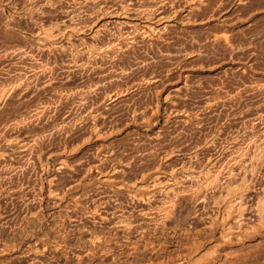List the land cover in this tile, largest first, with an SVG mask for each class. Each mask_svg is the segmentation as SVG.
I'll list each match as a JSON object with an SVG mask.
<instances>
[{
    "label": "rangeland",
    "instance_id": "374dc122",
    "mask_svg": "<svg viewBox=\"0 0 264 264\" xmlns=\"http://www.w3.org/2000/svg\"><path fill=\"white\" fill-rule=\"evenodd\" d=\"M74 1L75 0H0V80L2 81H0V86H7V88H11L16 86L15 84H19L21 82H19L21 76L18 75L19 71L20 73H23H21L23 76H21V79H27L26 82H28L27 84L25 81H23V83L21 82L23 85L22 87H19V90L17 89L18 91L8 92L4 95L5 97L0 95V157L2 156L0 158V246L2 247L5 243L12 245L17 241L15 244V250H8L7 252L0 254V264H165L161 263V261L163 260L162 262H165L167 259L172 257L175 258L178 253L189 255V244L193 241V236L196 238V235L197 239L194 238L195 240L202 241L204 239L205 241H202L203 247L201 246L199 250H197L198 252H196V254L194 253L195 256L197 254L200 255V250L201 253H203L204 249H208L206 247L211 246V243L214 244L215 242H219L220 237L218 235L219 231H215V235L218 237H213L212 242L210 241L211 239L206 240L205 238L209 237V233L202 232L203 228L202 226H199L200 224L194 226L189 223L193 221L192 217L195 213H197L196 211L200 206L199 198L198 200L191 199V202L188 199L187 202L185 195L182 196L180 193H174H177V197L180 196L178 198V207L180 208L177 209V212L179 214L181 213V217L184 213L188 214L186 219L188 221L180 222L178 225L171 224L173 226L172 227L168 221H166L167 224L166 222L163 223L162 218H159V216L156 217L154 216L155 214H152V211H154L153 207L159 203V200L162 202L166 199L165 196H167V194L163 191V187L165 186H158L155 188L154 191L156 192L154 195L151 193L148 196L151 198H146L145 202L142 203L139 202L134 204L135 201L131 198V200L128 201V193L131 191L132 193L142 192L141 189L143 188V185H146V181L150 182L151 176L156 173V171H160L163 168L165 176L169 177L167 182H172L176 179L175 182L178 186H181L185 184V182H189L187 180L193 179V176L197 175L191 172L199 171V169H204L207 165L211 164H214L213 166L216 164L221 167V173L223 176L226 175V171L228 172V170L232 168L237 171L238 168L240 172L235 171L238 173L236 176L237 180L242 182L243 179H246V186L248 187V185H250L249 188L254 186L256 193L259 192V190H257L258 185L255 184L256 180L264 182V141L262 142V140H264V0H247L243 3L239 0H226V2L222 1L224 3L223 6H227L226 10L222 9L224 7L221 6L220 9L223 11L219 9L217 11L215 10L216 12L214 11L213 13L214 18H204L202 21H199L200 19L196 18V21L191 24H183L178 18H176L177 20L174 18L171 21L172 29L167 34V36H170V40L167 38L168 42H166L167 40H163L164 42L159 41L160 43H140L141 45L138 44L136 48L134 47V50H128V54L127 52L123 53L124 58L122 57L115 60L117 62L112 61L115 64L110 61L101 63L96 60V62L93 61L87 65L82 64L84 61H80L78 63L75 62L76 64H74V62L70 63V60L73 59L72 55L77 50H80L81 47L84 48L85 45H89L87 48H93V45L96 46L95 44L91 45L84 43L85 45L79 46L78 43H75L74 45H70L68 47V51L65 53H62L59 50H51L50 53L44 54L42 52V45L37 42L38 36L36 31L39 29V31L52 29V26L55 24L51 25L52 22L60 24L65 14L64 7L68 4L73 5ZM44 5H48V7L45 8ZM228 5L230 7H228ZM227 14L229 17L225 16ZM32 24H34V26ZM223 28L226 29V31L231 32L229 40L230 43H232L233 51L231 49H225L223 46H220L221 44L217 43V41L213 39L215 34H219L224 31ZM74 33H71L73 34L71 35L73 36L72 38L77 37L78 35L77 32ZM56 42H58L57 39ZM78 46L80 48H76ZM162 47L170 51L181 50L182 53L187 52V54L184 53V56L180 55V57L176 56L174 58L161 56L159 54L164 51ZM5 48H8L7 51ZM20 48L27 52L26 54L28 56L26 55L24 59L11 58L10 60L9 57H4V53L8 52V50L16 51V49L18 50ZM153 52H155L156 55L158 53L157 58H155L156 55L154 54V56ZM142 56L143 58L144 56H147L148 59H146L147 57H145V59H141ZM4 58H7V60ZM140 60L143 61L140 62ZM33 63L34 65H39L41 63V66L48 65V67L44 66L47 70L45 69L43 76L40 75V77L38 76L39 78L32 76V69L34 66ZM70 64H73L74 68L72 67L69 69L68 67H65ZM82 66L84 67L82 68ZM97 66L101 70L104 68L110 74H113L114 77H112L114 79L112 77H110V79L105 76V78H107L110 82H107L108 80L105 78L104 80L101 79L102 82L101 80L99 81V77L97 76H100L99 72L101 70ZM61 68L63 70H61ZM91 68L94 70L99 69L97 70L98 73L96 74V70L94 73ZM111 68L113 71L110 70ZM114 68L117 71H115ZM121 68L123 69L121 70ZM37 69V72L39 73L40 68ZM104 69L102 71H104ZM147 77L149 78L148 81L146 80L148 79ZM152 78H158V80L153 82L154 84L150 83V79ZM95 79L98 81H96L97 86ZM44 81L46 84L42 83ZM105 81L106 84L104 85ZM93 83L95 84L93 85ZM102 83L103 85L101 86ZM93 86H95V90L93 89ZM83 87H85V92L83 91ZM136 87L139 89H136L138 93L133 90ZM119 88L121 90L127 89L128 91L126 90L125 93H127L124 96H120L117 99L118 101H112L109 98V96L113 94V92L111 93L112 89L118 90ZM128 88H130L131 91ZM105 91H107V94L110 92V94L107 95ZM8 94L9 96H6ZM106 97L108 99H105ZM79 98L82 100L84 98L85 100L82 101ZM119 99L121 100L119 101ZM44 104H48L49 106ZM90 105H92L91 108L89 107ZM46 106H48V108ZM171 108H173V110ZM134 109L136 110L135 113L133 112L135 111ZM89 110H93V112H90ZM137 110L139 113H137ZM43 111L45 112L42 113ZM94 111H97L96 114ZM173 111H176L177 113H174ZM33 114H36V116H33L32 118ZM148 115H151L152 117H149ZM179 117L180 119L189 117L188 120L186 119L189 125L187 123L182 126L177 124L175 121L178 120ZM169 120H174V123H169ZM195 120L197 122H195ZM255 121L257 124L254 123ZM247 124L250 125V127ZM236 126L239 127L237 128ZM94 128H96V130L92 131ZM202 136L204 139L201 138ZM195 139L196 141L193 142ZM246 144L250 146H247ZM246 149L249 151H245ZM165 153H169L170 157H165ZM103 154H105L106 157ZM250 154L253 158L251 163L254 165V169H256L255 172L253 167H251L253 171H248L250 168H246L245 166L242 170L241 164L234 166L235 168L233 167L232 161H234V159H238V156L239 158H242V155L244 156V159L248 157L251 158ZM257 154L259 155L257 156ZM261 155L262 157H259ZM106 159L107 161H105ZM205 159L207 161H205ZM101 160L102 162L100 163ZM209 162L212 163L209 164ZM92 164H99L97 166L104 172L100 175L98 173H86L87 168L93 167ZM123 164H125L124 167L126 170L118 173V176H116L119 177L120 181L127 183L128 186L131 185V188L129 187L128 189V187H124L119 189L117 188V182L107 183L102 180L104 176L106 177L111 175L112 169ZM192 165L195 166L196 170L192 167ZM229 165H232V168ZM246 165L248 166L249 163ZM140 168L142 169L140 170ZM155 168H157V170ZM16 169L17 171H15ZM178 170L180 171L181 176ZM141 172L144 173L142 174ZM251 172L254 174L252 175ZM190 175L192 176L191 178ZM137 176H140V178L142 176L143 177L139 180L140 178ZM135 178L138 180L135 181ZM170 178L173 180L169 181ZM75 181L78 188L75 184V188L77 189H70L68 187L70 186L69 182L74 184ZM102 185L103 187H101ZM138 185L139 187H137ZM137 188L141 191L138 192ZM150 189L151 188H148L147 191H152ZM254 189L248 190H252V193L255 192ZM112 191L115 194L118 192L117 198H119V203H122V207H119L120 209L116 211L118 213L121 212V215H116L117 212L115 211V214L109 215L108 218H110V221L106 220L104 223H102V221H97L100 220L98 219V215H95L92 218L90 207H94L92 206L94 204L100 209L102 206L104 208V203H102L103 201L100 202L99 200L100 198H104L108 193H112ZM80 192L83 196L80 195ZM103 193L106 194L102 197L101 195H104ZM57 195L61 196L62 199H60ZM79 195L80 197L82 196V198H79ZM163 197H165V199H163ZM96 198L99 199L97 200ZM79 201L80 203H78ZM250 201L251 203L255 202L254 199ZM129 203L130 205L132 204L131 206L138 204L141 206H151L150 208L152 210L150 212L152 213L145 210L141 211V213L139 209L136 210L137 208L134 210ZM248 203L251 204L249 200L246 203L247 207L249 205ZM247 207L244 209L246 212H244V216L241 218L242 222H239V225H235V228L233 227L234 230L232 228L229 231L230 235L233 234V236L231 235L232 238H230L231 236L229 237L231 242L227 243L226 239V242L222 244L221 247L219 246V249L218 247L215 248V251L217 252H215L216 254L214 253V256L217 255L222 248L226 249L227 247L238 246L239 243H241V240L242 243L249 242V238H247L243 231L245 227L244 220H246V218H243L248 216L247 214L250 213L247 212L249 210ZM191 209H193V211ZM99 212L103 213V211L101 212L100 210ZM149 215L153 216L150 217ZM189 215H192L191 218ZM72 216L73 218H76H74V222H71L70 224L69 219ZM158 218L160 222L158 221ZM30 220L34 222L32 223ZM4 222L5 224H3ZM125 224L128 225V227H126ZM167 225H169V227ZM257 225L255 228L257 230L254 231L256 233L258 232L257 234H259V237L262 236L259 238L261 240L258 245L259 247H253V251L250 249L251 251L249 252H251V254L249 255L237 256L234 264H264V220H261V222L257 223ZM201 234L204 236L202 239ZM17 245L19 246L17 247ZM28 245H30L31 248ZM36 246L39 249H37ZM32 247L37 249L36 252ZM26 249L27 251H25ZM1 250L2 249L0 248V251ZM247 250H249V248ZM22 251L23 253L26 252V255L23 254ZM38 251L40 252L38 253ZM41 251L45 253L42 254ZM81 252L82 254H80ZM77 254L81 255L79 261L75 258ZM194 255L191 254V256ZM17 256L18 259L21 258L19 261L16 258ZM35 256H40V258ZM214 256H212V259L210 257L207 260L208 263L202 262L201 264H212ZM32 257H35L37 260ZM30 258L35 260V262H32ZM38 260L40 262H37Z\"/></svg>",
    "mask_w": 264,
    "mask_h": 264
},
{
    "label": "bare ground",
    "instance_id": "6f19581e",
    "mask_svg": "<svg viewBox=\"0 0 264 264\" xmlns=\"http://www.w3.org/2000/svg\"><path fill=\"white\" fill-rule=\"evenodd\" d=\"M48 1V0H47ZM66 1V0H65ZM222 1H224V2H226V0H75L74 1V3H73V5L72 4H68L67 6H65L64 8V12H65V14H64V18L61 20V22H60V24H58L57 22H52V24L51 25H53L54 23L56 24H54L53 26H52V29H50V30H47L46 29V31L44 30V31H36L37 32V42L39 43V44H41L42 45V52L44 53V54H48V53H50V51L51 50H59L60 52H62V53H65L66 51H68V47L70 46V45H74L75 43H78L79 44V46H83V45H85L84 43H86V44H95L96 46H94L93 45V48H87V46H89V45H85V47L84 48H82L81 47V49L80 50H77L76 51V49H75V47H74V49H75V55L73 54L72 56H73V59L72 60H70V63L71 62H74V64H76L75 62H82V61H84L82 64L83 65H87L88 63H90V62H93V61H95L96 62V60H97V62L98 61H100L101 63H104V62H107V61H110V62H112V61H115V60H117V59H119V58H122L123 57V53H126L128 50L130 51V49H131V51H132V49L134 50L136 47H137V45L138 44H140V43H146V42H148V44H149V42H159V41H163V40H167V38H168V40H170L169 39V37L170 36H167V34H168V32H170L171 31V29H172V20L175 18H178L183 24H191L192 22H195L196 21V18H198V19H200L199 21H202L204 18H211V17H213V13H214V11L216 10H221L220 9V7L221 6H223V2ZM231 1V0H230ZM240 2H245V1H247V0H239ZM29 2V1H28ZM45 2V1H44ZM52 2V1H51ZM72 2V1H71ZM229 2V1H228ZM227 2V3H228ZM20 3V2H19ZM38 3V2H37ZM53 3V2H52ZM44 4V3H43ZM46 4H49V3H46ZM56 4H58V3H56ZM226 4V3H225ZM59 5V4H58ZM227 5V4H226ZM230 5V4H229ZM228 5V7H230ZM239 5H241V4H239ZM56 6V5H55ZM237 6V5H236ZM242 6V5H241ZM27 7V6H26ZM29 7V6H28ZM33 7V6H32ZM44 7L45 8H47L48 7V5L46 6V5H44ZM61 7V6H60ZM224 7V6H223ZM38 8V7H37ZM49 8H51V7H49ZM226 8H227V6L226 7H224V8H222V9H225L226 10ZM27 9V8H26ZM30 9H31V7H30ZM21 10V9H20ZM28 10V9H27ZM57 10H58V8H57ZM25 11V10H24ZM39 11V10H38ZM41 11V10H40ZM47 11V10H46ZM45 11V12H46ZM215 11V12H216ZM221 11H223V10H221ZM231 11V10H230ZM229 11V12H230ZM30 12V11H29ZM42 12V11H41ZM60 13V12H59ZM63 13V12H62ZM39 15V14H38ZM35 16V15H34ZM224 16V15H223ZM225 16H228L229 17V15L227 14V15H225ZM42 17V16H41ZM62 17V16H61ZM214 18V17H213ZM226 18V17H225ZM59 19V18H58ZM177 20V19H176ZM208 20V19H207ZM13 21V20H12ZM17 21V20H16ZM59 21V20H58ZM228 21V20H227ZM231 21V20H230ZM30 23V22H29ZM212 23V22H211ZM10 24H11V22H10ZM227 24V23H226ZM12 25V24H11ZM33 26H34V24H32ZM29 26V25H28ZM32 28V27H31ZM197 28V27H196ZM206 28V27H205ZM37 29V28H36ZM195 29V28H194ZM202 29V28H201ZM204 29V28H203ZM224 29V28H223ZM7 31V30H6ZM34 31V30H33ZM204 31V30H203ZM235 31V30H234ZM74 32H77L78 33V35H77V37H74V38H72L73 36H71V35H73V34H71V33H74ZM207 32H209V31H207ZM172 33V32H171ZM75 34V33H74ZM208 36V35H207ZM213 37V36H212ZM231 37V32H229V31H226V29H224V31H222L221 33H219V34H215L214 35V40H216L217 41V43H219V44H221L220 46H223L225 49H233V47H232V43H230V40H229V38ZM56 39L58 40V42H56ZM73 39V40H72ZM36 40V39H35ZM168 40L166 41V42H168ZM232 41V40H231ZM164 42V41H163ZM165 42V43H166ZM160 43V42H159ZM170 43V42H169ZM147 44V43H146ZM151 44V43H150ZM155 44V43H154ZM141 45V44H140ZM166 45V44H165ZM168 45V44H167ZM77 46V45H76ZM76 47V48H80V47ZM151 46V45H150ZM160 46V45H159ZM168 46H170V45H168ZM135 47V48H134ZM161 47V46H160ZM183 47V46H182ZM23 48V47H22ZM40 48V49H41ZM163 48V47H162ZM169 48V47H168ZM188 48V47H187ZM6 49V48H5ZM8 49V48H7ZM7 49H6V51H7ZM27 49V48H26ZM25 49V50H26ZM164 49V48H163ZM180 49V48H179ZM222 49V48H221ZM174 50V49H173ZM191 50V49H190ZM189 50V51H190ZM213 50V49H212ZM216 50V49H215ZM9 51H11V52H9ZM40 51V50H39ZM128 51V52H129ZM149 51V50H148ZM147 51V52H148ZM159 51V50H158ZM162 51V50H161ZM185 51V50H184ZM188 51V52H189ZM192 51V50H191ZM190 51V52H191ZM233 51V50H232ZM36 52V51H35ZM41 52V51H40ZM128 52H127V54H128ZM146 52V53H147ZM189 52V53H190ZM193 52H194V50H193ZM228 52V51H227ZM27 52H25L24 51V49H16V51H13V50H8V52H6V53H4L5 54V56L4 57H9L10 58V60H11V58H25V56L27 55L26 54ZM133 53V52H132ZM159 53H160V51H159ZM187 54V52H183L182 53V51L181 50H177V51H170V50H167V49H164V51H162L161 52V54H159V55H161V56H166V57H176V56H179L180 57V55H183V54ZM206 53V52H205ZM213 53V52H212ZM71 54V53H70ZM126 54V55H127ZM148 54V53H147ZM155 54V52H153V55ZM184 54V55H185ZM252 54V53H251ZM3 55V54H2ZM132 55V54H131ZM156 55V54H155ZM154 55V56H155ZM183 55V56H184ZM200 55V54H199ZM258 55V54H257ZM28 56V55H27ZM70 56V55H69ZM125 56V55H124ZM157 56H158V53H157V55H156V57L155 58H157ZM160 56V57H161ZM248 56H250V55H248ZM71 57V56H70ZM145 57H147V56H144V58H143V56H142V58L141 59H145ZM230 57V56H229ZM254 57V56H253ZM256 57V56H255ZM8 58V59H9ZM43 58V57H42ZM49 58V57H48ZM124 58V57H123ZM149 58H150V56H149ZM159 58V57H158ZM162 58V57H161ZM4 59H6L7 60V58H4ZM146 59H148V57L146 58ZM154 59V58H153ZM45 60V59H44ZM159 60V59H158ZM177 60V59H176ZM179 60V59H178ZM247 60V59H246ZM1 61V60H0ZM5 61V60H4ZM9 61V60H8ZM143 61V60H142ZM141 60H140V62H142ZM149 61V60H148ZM10 62V61H9ZM14 62V61H13ZM69 62V61H68ZM109 62V63H110ZM115 62H117V61H115ZM145 62H147V61H145ZM249 62V61H248ZM8 63V62H7ZM45 63V62H44ZM43 63V64H44ZM67 63V62H66ZM112 63H114V62H112ZM133 63V62H132ZM155 63V62H154ZM161 63V62H160ZM167 63V62H166ZM172 63V62H171ZM41 64V63H40ZM34 65V63H33V73H32V76L33 77H40V75H42L43 76V74H44V72H45V69L47 70V68H45L44 66H47L48 67V65ZM51 64V63H50ZM115 64V63H114ZM125 64V63H124ZM147 64V63H146ZM10 65V64H9ZM15 65V64H14ZM13 65V66H14ZM27 65V64H26ZM32 65V64H31ZM91 65V64H90ZM101 65V64H100ZM105 65H106V63H105ZM104 65V66H105ZM137 65H139V64H137ZM143 65H144V62H143ZM171 65V64H170ZM8 66V65H7ZM6 66V67H7ZM20 66V65H19ZM49 66H51V65H49ZM80 66H81V63H80ZM92 66V65H91ZM99 66V65H98ZM97 66V67H98ZM109 66V65H108ZM111 66V65H110ZM140 66V65H139ZM42 67V68H41ZM53 67V66H52ZM65 67H68L69 69L70 68H72L73 67V64H70V65H68V66H65ZM84 66H82V68H83ZM97 67H95V68H97ZM113 67V66H112ZM116 67V66H115ZM138 67V66H137ZM10 68H11V66H10ZM37 68H40L39 69V73L37 72L38 71V69ZM50 68V67H49ZM74 68V67H73ZM99 68V67H98ZM103 68V67H102ZM125 68V67H124ZM136 68V67H135ZM158 68V67H157ZM50 69H52V68H50ZM92 69V71L94 72L95 70L93 69V68H91ZM100 69V68H99ZM99 69H97V70H99ZM104 69V68H103ZM102 69V70H103ZM120 69V68H119ZM123 68H121V70H122ZM132 69H133V67H132ZM168 69V68H167ZM236 69H238V68H236ZM7 70V69H6ZM13 70V69H12ZM23 70V69H22ZM21 70V71H22ZM61 70H63L62 68H61ZM68 70V69H67ZM82 70V69H81ZM80 70V71H81ZM97 70H96V74L98 73L97 72ZM101 70V69H100ZM100 71L99 73H100V76H97V77H99V81L101 80V79H103L104 80V78H105V76L107 77V78H110V77H112L113 76V74H110L108 71H106V69H104V71H105V73H104V71ZM110 70H112V68L110 69ZM114 70H115V68H114ZM126 70V69H125ZM124 70V71H125ZM170 70V69H169ZM19 71V70H18ZM24 71V70H23ZM72 71V70H71ZM90 71V70H89ZM113 71V70H112ZM115 71H117V70H115ZM235 71V70H234ZM240 71V70H239ZM242 71V70H241ZM243 71H244V69H243ZM243 71H242V73H243ZM6 72V71H5ZM107 72V73H106ZM121 72V71H120ZM157 72V71H156ZM10 73V72H9ZM17 73V72H16ZM20 71L18 72V75L20 76H22V74L20 73ZM29 73V72H28ZM49 73V72H48ZM65 73V72H64ZM80 73V72H79ZM95 73V72H94ZM103 73V74H102ZM28 75V74H27ZM48 75V74H47ZM122 75V74H121ZM21 76H20V80H19V82L21 81L22 83H23V81H25L26 82V80H24L23 78V80L21 79ZM116 76V75H115ZM160 76V75H159ZM187 76V75H186ZM23 77V76H22ZM26 77V76H25ZM24 77V78H25ZM28 77V76H27ZM29 77H30V75H29ZM38 77V78H39ZM46 77V76H45ZM67 77V76H66ZM114 77V76H113ZM112 77V78H113ZM150 77H153V76H150ZM156 77V76H155ZM8 78V77H7ZM15 78V77H14ZM107 78H105V79H107ZM116 78V77H115ZM148 78V77H147ZM163 78V77H162ZM4 79V78H3ZM2 79V80H3ZM19 79V78H18ZM34 79H36V78H34ZM46 79V78H45ZM51 79V78H50ZM97 79V78H96ZM95 79V82L97 81ZM111 79V78H110ZM114 79V78H113ZM32 80V79H31ZM31 80H29V81H31ZM37 80V79H36ZM108 80V79H107ZM118 80V79H117ZM147 81L149 80V78L148 79H146ZM145 80V81H146ZM151 81H150V83H153V82H155V81H157L158 80V78L156 79V78H152V79H150ZM1 81V80H0ZM38 81V80H37ZM2 82V81H1ZM19 83V84H15L16 86H13V87H11V88H7V86L5 87H1L0 88V95L1 96H4L6 93H8V92H12V91H18L19 90V87H22V83ZM24 82V83H25ZM98 82V81H97ZM97 82H96V86H97ZM101 82H102V80H101ZM107 82H110L109 80L107 81ZM138 82H140V81H138ZM28 82H26V84H27ZM30 83V82H29ZM43 84H46V82L44 81V82H42ZM42 83H41V86H42ZM104 83V82H103ZM103 83L101 84V86L103 85ZM112 83V82H111ZM145 83V82H144ZM33 84V83H32ZM87 84V83H86ZM95 83H93V85H94ZM99 84H100V82H99ZM98 84V85H99ZM106 84V81H105V83H104V85ZM136 84H138V83H136ZM154 84V83H153ZM14 85V84H13ZM91 85V84H90ZM139 85V84H138ZM137 85V86H138ZM148 85V84H147ZM157 85V84H156ZM155 85V86H156ZM44 86V85H43ZM29 87V86H28ZM40 87V86H39ZM38 87V88H39ZM94 87L95 86H93V89H94ZM106 87V86H105ZM111 87V86H110ZM134 87V86H133ZM142 87V86H141ZM157 87V86H156ZM25 88V87H24ZM26 88H27V86H26ZM32 88V87H31ZM30 88V89H31ZM34 88V87H33ZM84 88V92H85V87H83ZM92 88V87H91ZM131 88H132V85H131ZM152 88V87H151ZM18 89V90H17ZM22 89V88H21ZM28 89V88H27ZM81 89V88H80ZM129 90H130V88H128ZM136 89L137 90H139L138 89V87H136V88H134L133 90H135V92H137L136 91ZM143 89V88H142ZM24 90V89H23ZM37 90V89H36ZM82 90V89H81ZM80 90V91H81ZM87 90V89H86ZM95 90V89H94ZM108 90V89H107ZM127 90V89H126ZM126 90H121L120 88L118 89V90H115V89H112V91H111V93L113 92V94L112 95H110L109 96V98L112 100V101H118L117 99L120 97V96H124L126 93H125V91ZM21 91V90H20ZM25 91V90H24ZM38 91H39V89H38ZM70 91V90H69ZM78 91V90H77ZM76 91V92H77ZM128 91V90H127ZM131 91V90H130ZM23 92V91H22ZM26 92V91H25ZM28 92V91H27ZM106 92V94H107V91H105ZM134 92V91H133ZM72 93V92H71ZM81 93H83V92H81ZM138 93V92H137ZM140 93V92H139ZM208 93V92H207ZM234 93V92H233ZM10 94V93H9ZM9 94L8 95H6V96H9ZM14 94L16 95V93L14 92ZM110 94V92L107 94V95H109ZM129 94V93H128ZM133 94V93H132ZM205 94V93H204ZM67 95V94H66ZM105 95V94H104ZM136 95V94H135ZM61 96V95H60ZM5 97V96H4ZM14 97V96H13ZM83 97V96H82ZM126 97V96H125ZM128 97V96H127ZM130 97V96H129ZM167 97V96H166ZM165 97V98H166ZM206 97V96H205ZM232 97V96H231ZM218 98V97H217ZM5 99V98H4ZM80 99V98H79ZM88 99V98H87ZM105 99H108L107 97L105 98ZM121 99H123V98H121ZM121 99H119V101L121 100ZM2 100H3V98H2ZM1 100V101H2ZM11 100V99H10ZM53 100V99H52ZM57 100V99H56ZM80 100H82V99H80ZM85 99L83 98V100L82 101H84ZM227 100V99H226ZM4 101V100H3ZM81 101V102H82ZM115 101V102H116ZM212 101V100H211ZM54 102V101H53ZM58 102V101H57ZM80 102V101H79ZM100 102V101H99ZM106 102V101H105ZM108 102V101H107ZM122 102V101H121ZM170 102V101H169ZM209 102V101H208ZM103 103V102H102ZM112 103V102H111ZM211 103V102H210ZM6 104V103H5ZM13 104V103H12ZM58 104V103H57ZM83 104V103H82ZM169 104V103H168ZM206 104V103H205ZM1 105V104H0ZM42 105V104H41ZM44 105H48V104H44ZM78 105V104H77ZM95 105V104H94ZM216 105V104H215ZM223 105V104H222ZM49 106V105H48ZM48 106H46L47 108H48ZM91 106L92 105H90L89 107L91 108ZM97 106V105H96ZM155 106V105H154ZM157 106V105H156ZM205 106V105H204ZM88 107V108H89ZM114 107V106H113ZM151 107V106H150ZM188 107V106H187ZM52 108V107H51ZM144 108V107H143ZM149 108V107H148ZM154 108V107H153ZM263 108H264V106H263ZM40 109V108H39ZM42 109H44V108H42ZM41 109V110H42ZM87 109V108H86ZM136 109V108H135ZM134 109V110H135ZM156 109V108H155ZM154 109V110H155ZM172 110H173V108H171ZM209 109V108H208ZM260 109H261V107H260ZM88 110V109H87ZM86 110V111H87ZM91 110V109H90ZM89 110V111H90ZM95 110V109H94ZM191 110V109H190ZM201 110V109H200ZM207 110V109H206ZM220 110V109H219ZM263 110V109H262ZM98 111V110H97ZM96 111V112H97ZM143 111V110H142ZM152 111V110H151ZM150 111V112H151ZM170 111V110H169ZM178 111V110H177ZM184 111V110H183ZM203 111H204V109H203ZM211 111V110H210ZM3 112V111H2ZM39 112V111H38ZM37 112V113H38ZM45 111H43L42 113H44ZM90 112H93V110L92 111H90ZM95 112V111H94ZM96 112H95V114H96ZM99 112V111H98ZM132 112V111H131ZM134 113L136 112V110L135 111H133ZM165 112V111H164ZM171 112V111H170ZM174 112V111H173ZM176 112V111H175ZM174 112V113H175ZM34 113H36V112H34ZM40 113V112H39ZM38 113V114H39ZM41 113V114H42ZM137 113H139L138 112V110H137ZM153 113V112H152ZM177 113V112H176ZM181 113V112H180ZM212 113V112H211ZM210 113V114H211ZM214 113V112H213ZM248 113V112H247ZM150 114V113H149ZM255 114V113H254ZM263 114V113H262ZM40 115V114H39ZM38 115V116H39ZM139 115V114H138ZM195 115V114H194ZM202 115V114H201ZM215 115V114H214ZM218 115V114H217ZM257 115V114H256ZM33 116H36V114H33L32 115V118H33ZM37 116V117H38ZM95 116H98V115H95ZM103 116V115H102ZM149 116V115H148ZM151 116V115H150ZM149 116V117H150ZM154 116V115H153ZM169 116V115H168ZM204 116V115H203ZM203 116H202V118H203ZM209 116V115H208ZM101 117V116H100ZM152 117V116H151ZM252 117H253V115H252ZM94 118V117H93ZM145 118V117H144ZM171 118V117H170ZM169 118V119H170ZM173 118V117H172ZM254 118V117H253ZM259 118V117H258ZM86 119V118H85ZM155 119V118H154ZM168 119V118H167ZM175 119V118H174ZM189 119V117L187 118H181L180 119V117L178 118V120H176L175 122L177 123V124H179V125H185L188 121L187 120ZM212 119V118H211ZM243 119V118H242ZM249 119V118H248ZM87 120V119H86ZM142 120V119H141ZM197 120V119H196ZM195 120V122H197ZM207 120V119H206ZM235 120V119H234ZM246 120V119H245ZM251 120V119H250ZM14 121V120H13ZM16 121V120H15ZM149 121V120H148ZM154 121H156V120H154ZM174 120H169L168 122L169 123H174L173 122ZM190 121V120H189ZM260 121H261V119H260ZM144 122V121H143ZM193 122V121H192ZM240 122V121H239ZM244 123V122H243ZM251 123V122H250ZM254 123H256L257 124V122L255 121ZM253 123V124H254ZM18 124V123H17ZM95 124V123H94ZM188 124V123H187ZM246 124V123H245ZM189 125V124H188ZM241 125V124H240ZM248 125V124H247ZM252 125V124H251ZM8 126V125H7ZM94 126V125H93ZM92 126V127H93ZM191 126V125H190ZM249 127H250V125H248ZM257 126V125H256ZM20 127V126H19ZM170 127H172V126H170ZM237 127V126H236ZM239 127V126H238ZM237 127V128H238ZM98 128V127H97ZM180 128V127H179ZM189 128V127H188ZM211 128V127H210ZM213 128V127H212ZM224 128V127H223ZM257 128V127H256ZM264 128V127H263ZM11 129V128H10ZM174 129V128H173ZM209 129V128H208ZM225 129V128H224ZM236 129V128H235ZM244 129V128H243ZM91 130V129H90ZM96 130V128H94V130L92 129V131H95ZM195 130V129H194ZM221 130V129H220ZM250 130V129H249ZM3 131H4V129H3ZM11 131V130H10ZM162 131V130H161ZM167 131V130H166ZM165 131V132H166ZM171 131V130H170ZM169 131V132H170ZM180 131V130H179ZM187 131V130H186ZM189 131V130H188ZM196 131V130H195ZM168 132V133H169ZM172 132V131H171ZM181 132H183V131H181ZM192 132H193V130H192ZM216 132V131H215ZM239 132V131H238ZM261 132V131H260ZM2 133V132H1ZM158 133V132H157ZM156 133V134H157ZM191 133V132H190ZM198 133V132H197ZM207 133V132H206ZM205 133V134H206ZM262 133V132H261ZM4 134V133H3ZM89 134H90V132H89ZM163 134V133H162ZM178 134H180V133H178ZM187 134V133H186ZM201 134V133H200ZM218 134V133H217ZM96 135H97V133H96ZM168 135V134H167ZM173 135V134H172ZM181 135V134H180ZM233 135V134H232ZM243 135V134H242ZM248 135V134H247ZM251 135H253V134H251ZM257 135V134H256ZM175 136V135H174ZM186 136V135H185ZM195 136V135H194ZM206 136V135H205ZM215 136V135H214ZM244 136V135H243ZM249 136V135H248ZM260 136V135H259ZM262 136V135H261ZM96 137V136H95ZM183 137V136H182ZM187 137H189V136H187ZM186 137V138H187ZM225 137V136H224ZM254 137V136H253ZM8 138V137H7ZM196 138V137H195ZM201 138H203V136L201 137ZM220 138V137H219ZM230 138V137H229ZM235 138V137H234ZM257 138V137H256ZM10 139V138H9ZM8 139V140H9ZM177 139V138H176ZM181 139V138H180ZM183 139V138H182ZM189 139V138H188ZM204 139V138H203ZM245 139V138H244ZM252 139H254V138H252ZM251 139V140H252ZM2 140V139H1ZM13 140V139H12ZM159 140V139H158ZM223 140V139H222ZM257 140V139H256ZM142 141V140H141ZM160 141V140H159ZM169 141V140H168ZM171 141V140H170ZM173 141V140H172ZM194 141H196V139L195 140H193V142ZM212 141V140H211ZM211 141H210V143H211ZM214 141V140H213ZM218 141V140H217ZM235 141V140H234ZM243 141V140H242ZM249 141V140H248ZM260 141V140H259ZM264 140H262V142H263ZM136 142V141H135ZM151 142V141H150ZM156 142V141H155ZM166 142V141H165ZM191 142V141H190ZM200 142V141H199ZM198 142V143H199ZM207 142V141H206ZM226 142V141H225ZM15 143V142H14ZM13 143V144H14ZM24 143V142H23ZM157 143V142H156ZM202 143V142H201ZM214 143V142H213ZM212 143V144H213ZM257 143H258V140H257ZM22 144V143H21ZM133 144H135V143H133ZM140 144V143H139ZM208 144V143H207ZM236 144H238V143H236ZM242 144V143H241ZM244 144V143H243ZM259 144V143H258ZM165 145V144H164ZM174 145V144H173ZM192 145H193V143H192ZM223 145V144H222ZM247 145V144H246ZM257 145V144H256ZM264 145V144H263ZM19 146H20V144H19ZM152 146V145H151ZM162 146V145H161ZM203 146V145H202ZM211 146V145H210ZM237 146V145H236ZM243 146V145H242ZM247 146H250V145H247ZM259 146V145H258ZM135 147V146H134ZM201 147V146H200ZM207 147H209V146H207ZM233 147V146H232ZM253 147V146H252ZM256 147V146H255ZM262 147V146H261ZM264 147V146H263ZM131 148V147H130ZM145 148V147H144ZM210 148V147H209ZM220 148H221V146H220ZM229 148V147H228ZM247 148V147H246ZM21 149V148H20ZM158 149V148H157ZM170 149V148H169ZM187 149V148H186ZM206 149V148H205ZM208 149V148H207ZM230 149V148H229ZM245 149V148H244ZM257 149V148H256ZM131 150V149H130ZM143 150V149H142ZM147 150V149H146ZM167 150H168V148H167ZM178 150V149H177ZM180 150V149H179ZM183 150V149H182ZM218 150V149H217ZM226 150V149H225ZM252 150V149H251ZM99 151V150H98ZM105 151V150H104ZM148 151V150H147ZM146 151V152H147ZM152 151V150H151ZM160 151V150H159ZM159 151H158V153H159ZM172 151V150H171ZM184 151H185V149H184ZM191 151V150H190ZM202 151V150H201ZM240 151V150H239ZM244 151V150H243ZM245 151H247V149L245 150ZM249 151V150H248ZM247 151V152H248ZM155 152V151H154ZM161 152V151H160ZM174 152V151H173ZM217 152V151H216ZM237 152V151H236ZM235 152V153H236ZM256 152V151H255ZM258 152V151H257ZM102 153V152H101ZM157 153V154H158ZM164 153V152H163ZM195 153H196V151H195ZM200 153V152H199ZM203 153V152H202ZM210 153V152H209ZM246 153V152H245ZM244 153V154H245ZM264 153V152H263ZM1 154V153H0ZM25 154V153H24ZM97 154V153H96ZM108 154V153H107ZM111 154V153H110ZM130 154V153H129ZM146 154H148V153H146ZM150 154V153H149ZM153 154V153H152ZM166 154V153H165ZM208 154V153H207ZM216 154V153H215ZM222 154H223V152H222ZM243 154V155H244ZM261 154V153H260ZM4 155V154H3ZM103 155H105V154H103ZM128 155V154H127ZM156 155V154H155ZM170 154L168 153V154H166L165 155V157H170L169 156ZM199 155V154H198ZM202 155V154H201ZM204 155V154H203ZM233 155V154H232ZM242 155V158H239V156H238V159H234V161H232L233 162V167L234 166H238L239 164H241V168H242V170H243V167L245 166L246 168H250V169H248V171H253V169H254V165H252V163H251V160H253V158L251 157V154H250V157L252 158H246V159H244L243 157L245 156H243ZM259 154H257V156H258ZM109 156V155H108ZM107 156V157H108ZM141 156V155H140ZM157 156H159V155H157ZM191 156V155H190ZM230 156V155H229ZM234 156V155H233ZM252 156H253V154H252ZM255 156H256V154H255ZM2 157V156H1ZM0 157V158H1ZM26 157H27V155H26ZM105 157H106V155H105ZM116 157V156H115ZM127 157H130V156H127ZM136 157V156H135ZM156 157V156H155ZM155 157H153V158H155ZM241 157V156H240ZM259 157H262V155L261 156H259ZM258 157V158H259ZM109 158V157H108ZM151 158H152V155H151ZM157 158V157H156ZM155 158V159H156ZM219 158V157H218ZM225 158V157H224ZM231 158V157H230ZM235 158V157H234ZM236 158H237V156H236ZM256 158V157H255ZM99 159V158H98ZM146 159V158H145ZM154 159V160H155ZM159 159V158H158ZM158 159H157V161H158ZM197 159H199V158H197ZM210 159V158H209ZM112 160V159H111ZM150 160V159H149ZM152 160V159H151ZM196 160V159H195ZM215 160V159H214ZM213 160V161H214ZM226 160V159H225ZM231 160H233V159H231ZM256 160V159H255ZM262 160H263V158H262ZM61 161V160H60ZM105 161H107V159L105 160ZM110 161V160H109ZM128 161V160H127ZM132 161V160H131ZM143 161V160H142ZM205 161H207L206 159H205ZM248 161H250V162H248ZM65 162V161H64ZM102 162V160L100 161V163ZM125 162V161H124ZM130 162V161H129ZM168 162H169V160H168ZM198 162V161H197ZM196 162V163H197ZM215 162V161H214ZM249 163V165L248 166H250V167H248L246 164H248ZM95 163H96V161H95ZM109 163V162H108ZM136 163V162H135ZM147 163V162H146ZM155 163V162H154ZM153 163V164H154ZM183 163V162H182ZM212 163V162H211ZM210 162H209V164H211ZM217 163V162H216ZM231 163V162H230ZM254 163V162H253ZM263 163V162H262ZM103 164V163H102ZM130 164V163H129ZM157 164V163H156ZM159 164V163H158ZM168 164V163H167ZM193 164V163H192ZM206 164H208V163H206ZM227 164V163H226ZM232 164V163H231ZM251 164V165H250ZM264 164V163H263ZM93 165V164H92ZM91 165V166H92ZM97 165H99V164H97ZM97 165H93V167H89V168H87L86 169V173L88 172V173H98L99 175L102 173V172H104V171H102L101 170V168H99ZM124 165L125 164H123V165H119V166H117V167H115L114 169H112L111 170V175L110 176H104L103 178H102V180H104V182H117V188H119V189H121V188H126V187H128V189H129V187L131 186H128L127 185V183H125L124 181H120V179H119V177H117L118 175V173H120V172H123V171H125L126 169H125V167H124ZM140 165V164H139ZM146 165V164H145ZM169 165H170V163H169ZM195 165H197V164H195ZM201 165V164H200ZM204 165V164H203ZM214 165V164H213ZM212 164L211 165H207V166H209V167H205L204 169H199V171H193V172H191V173H195V175L196 176H193L191 173H189V174H191L192 176H193V179H190V180H187V181H189V182H185V184H183V185H181V186H178V184L175 182L176 181V179L175 180H173V179H169V181L170 180H173L172 182H167L168 180V178L169 177H166L165 176V173L163 172V169H161L160 171H156V173H154L152 176H151V180H150V182H148V181H146L144 178V180L146 181V185H143V184H140V185H143V188L141 189L142 190V192H140L139 191V189H138V192H140V193H135V192H133L132 193V191L131 190H129V191H131V192H127L128 193V196H129V199H128V201H130L131 199H133V201H135V203L133 202V201H131V202H133L134 204H136V203H139V202H145V200H146V198H151V197H148L151 193H152V195H154V193L156 192V191H154L155 190V188H157L158 186H165V187H163V191L167 194V196H165L166 197V199H165V197H163V199H165L164 201H162V202H160V200H159V203L158 204H156V203H154V204H156L155 205V207H153V210L154 211H152V212H150L152 209L149 207V206H141V205H133V206H131L130 205V203H129V205L131 206V207H133L132 209H134L135 210V208H137L136 210H140V212L141 211H149L150 213H152L154 216H159V218H162L163 219V223L164 222H166V221H168L169 222V224H170V226H172L171 224H174V225H178L180 222H185V221H188V220H186L187 219V217H188V214H185L184 213V215L182 214V217L180 216V214L177 212L178 210L177 209H179L180 207H178V204H179V197H177L176 196V194L178 193H180L182 196L183 195H185L186 196V200H187V202H188V199H189V201L192 199V200H194V199H197L198 200V198H199V208L197 209V213H195V215L192 217L193 218V221H191V222H189L190 224H193L194 226H197V224L199 225V226H202V228H203V231L202 232H204V233H209V237L208 238H205L206 240H210L211 242H212V238L213 237H215V236H217V235H215V231H219L218 233V235H219V237H220V241L219 242H215V241H213V242H215L214 244L213 243H211L210 245L211 246H209V247H206V248H208V249H204V252L203 253H201V250H200V255H194V253L196 254V252H198L197 250H199V248L202 246V244H203V242H205L204 241V239L202 240V241H198V240H195V239H197V235H196V238L193 236V241L189 244V247L188 246H186V247H188V251H189V255H187V254H180V253H178L177 254V256L175 257V258H170V259H167V261H165V262H162L161 261V263H165V264H201L202 262H204V263H208L207 262V260L211 257V259L213 258L212 256H214V253L215 252H217V251H215V248H217L218 247V249H219V246L221 247V245L222 244H224L225 242H226V239H227V243L228 242H231V239L229 240V237L232 235L233 236V234H231L230 235V230L234 227L235 228V225H239V222H242V217L244 216V212H246L244 209L247 207V205H246V203L248 202V200H249V202L251 203V201L250 200H252V199H254L255 200V202H253V203H251V204H249L248 205V209H246V210H248L247 212H250V213H248L247 215L248 216H245L243 219H245L246 218V220H244L245 221V227H244V229H243V231H244V234L247 236V238H249V242L248 243H242V240H241V243H239V245L238 246H235V247H225L226 249H224V248H222V249H220V251H219V253L217 254V255H215L214 256V259H213V261H215V262H213L212 261V264H234V262H235V258H237V256H239V255H243V256H246V255H249V254H251V252H249V251H251L252 250V248L253 247H255V248H258L259 246V244H260V239L259 238H261V237H259V234H257L255 231L257 230V229H255L256 228V225H257V223H259V222H261V220L263 221L264 220V182H260V181H258V180H256V183L255 184H257L258 186V188H257V190H259V192L258 193H256V190L254 189V186H252V188H249V186L250 185H248V187L246 186V182H247V180L246 179H243L242 180V182L241 181H238L237 180V178H236V176L238 175V173H236L237 171H239L238 170V168H237V171L236 170H234L230 165V167L232 168V169H230V170H228V172L226 171V175H222V173H221V170H222V168L221 167H219L218 165H216L215 164V166H213ZM220 165V164H219ZM129 166V165H128ZM131 166H132V164H131ZM159 166V165H158ZM158 166H156L157 168H159ZM171 166V165H170ZM187 166H188V163H187ZM221 166V165H220ZM257 166V165H256ZM256 166H255V168H256ZM9 167V166H8ZM7 167V168H8ZM104 167H105V165H104ZM109 167V166H108ZM153 167V166H152ZM163 167V166H162ZM165 167V166H164ZM172 167V166H171ZM183 167H184V165H183ZM190 167V166H189ZM192 167L196 170V168H195V166H193L192 165ZM201 167V166H200ZM204 167V166H203ZM251 167H253V169H251ZM259 167V166H258ZM58 168H60V167H58ZM103 168V167H102ZM113 168V167H112ZM130 168V167H129ZM136 168V167H135ZM157 168H155L156 170H157ZM166 168V167H165ZM186 168V167H185ZM198 168V167H197ZM224 168V167H223ZM235 168V167H234ZM263 168H264V165H263ZM5 169V168H4ZM3 169V170H4ZM84 169V168H83ZM128 169V168H127ZM131 169V168H130ZM129 169V170H130ZM133 169V168H132ZM142 168H140V170H141ZM147 169V168H146ZM154 169V170H155ZM173 169V168H172ZM227 169H228V167H227ZM245 169V168H244ZM258 169V168H257ZM260 169V168H259ZM14 170V169H13ZM77 170V169H76ZM75 170V171H76ZM105 170V169H104ZM137 170H138V168H137ZM136 170V171H137ZM150 170H151V168H150ZM198 170V169H197ZM241 170V171H242ZM255 170L256 169H254V172H255ZM264 170V169H263ZM15 171H17V169L15 170ZM78 171V170H77ZM139 171V170H138ZM137 171V172H138ZM143 171V170H142ZM170 171H171V169H170ZM173 171V170H172ZM179 171V170H178ZM236 171V172H235ZM258 171V170H257ZM58 172V171H57ZM83 172V171H82ZM106 172H107V170H106ZM240 172V171H239ZM243 172V171H242ZM260 172V171H259ZM263 172V171H262ZM86 173H84V174H86ZM110 173V172H109ZM130 173H131V171H130ZM133 174H135L134 172H132ZM142 173V172H141ZM144 173V172H143ZM142 173V174H143ZM169 173V172H168ZM223 173H225V172H223ZM245 173V172H244ZM244 173H243V175H244ZM179 174H180V171H179ZM251 174H252V172H251ZM251 174H250V176H251ZM254 174V173H253ZM252 174V175H253ZM6 175V174H5ZM5 175H4V177H5ZM90 175V174H89ZM92 175V174H91ZM117 175V176H116ZM124 175V174H123ZM127 175V174H126ZM137 175V174H136ZM139 175V174H138ZM170 175H172V174H170ZM190 175V178L192 177ZM264 175V174H263ZM82 176V175H81ZM85 176V175H84ZM145 176H146V174H145ZM144 176V177H145ZM147 176H149V175H147ZM167 176H169V175H167ZM179 176V175H178ZM180 176H181V174H180ZM138 177V176H137ZM143 177V176H142ZM142 177L140 178V176L138 177V178H140L139 180H141L142 179ZM186 177V176H185ZM239 177V176H238ZM243 177V176H242ZM259 177V176H258ZM176 178V177H175ZM240 178V177H239ZM248 178H251V177H248ZM261 178H263V177H261ZM77 179V178H76ZM123 179V178H122ZM125 179V178H124ZM72 180V179H71ZM74 180H75V178H74ZM129 180V179H128ZM132 180H133V178H132ZM136 180H138V179H136L135 178V181ZM246 180V181H245ZM252 180V179H251ZM183 181H184V179H183ZM262 181V180H261ZM74 182V181H73ZM78 182V181H77ZM102 182V181H101ZM138 182V181H137ZM148 182V183H147ZM70 183V186H68L70 189H74L75 188V184L77 185V183H76V181H75V183L73 184H71V182H69ZM130 183V182H129ZM145 183V182H144ZM181 183V182H180ZM105 184V183H104ZM131 184V183H130ZM245 184V185H244ZM96 185H97V183H96ZM133 185V184H132ZM83 186V185H82ZM106 186V185H105ZM95 187V186H94ZM101 187H103V185L101 186ZM107 187H109V186H107ZM106 187V188H107ZM137 187H139V185L137 186ZM67 188V187H66ZM77 188H78V185H77ZM77 188H75V189H77ZM84 188V187H83ZM91 188V187H90ZM98 188V187H97ZM111 188V187H110ZM116 188V189H117ZM131 188V187H130ZM148 188H151L150 190H152V191H147L148 190ZM74 189V190H75ZM99 189V188H98ZM101 189H103V188H101ZM100 189V190H101ZM107 189H109V188H107ZM113 189V188H112ZM135 189H136V187H135ZM160 189V188H159ZM162 189V188H161ZM248 189H254L255 190V192H252L251 193V191H249ZM63 190V189H62ZM67 190V189H66ZM69 190V189H68ZM91 190V189H90ZM96 190V189H95ZM133 190V189H132ZM253 190V191H254ZM87 191V190H86ZM114 191V190H113ZM113 191H112V193H108L106 196H105V194L106 193H103L104 195H101L102 197L103 196H105L104 198H100V202H102V203H104V208H103V206H102V210L98 207V206H95L94 204L92 205V206H94V207H90V209H91V211H90V213H91V216H92V218L95 216V215H98V219H100V220H97V221H102V223H104V221H106V220H109L110 218H108L109 217V215H112V214H115V211L117 210L118 211V209H120L119 207H122L121 205H122V203L120 204L119 203V198H117V193L115 194V193H113ZM134 191V190H133ZM136 191V190H135ZM162 191V192H163ZM186 191V192H185ZM51 192V191H50ZM67 192V191H66ZM73 192V191H72ZM119 192H120V190H119ZM124 192V191H123ZM175 192H177L176 194H174ZM53 193H54V191H53ZM81 193V192H80ZM98 193H99V191H98ZM125 193V192H124ZM126 193V194H127ZM164 193V194H165ZM58 194V193H57ZM79 194V193H78ZM84 194H86V193H84ZM100 194H102V193H100ZM158 194V193H157ZM156 194V195H157ZM162 194V193H161ZM80 195H82V193L80 194ZM80 195H79V198H82V196L80 197ZM122 195V194H121ZM32 196H34V195H32ZM58 196V195H57ZM61 196H62V194H61ZM61 196H58L60 199H62L61 198ZM85 196V195H84ZM99 196V195H98ZM100 196V197H101ZM120 196V195H119ZM127 196V197H128ZM56 197V196H55ZM77 197V196H76ZM75 197V198H76ZM126 197V198H127ZM159 197V196H158ZM93 198H94V196H93ZM125 198V199H126ZM131 198V199H130ZM162 198V197H161ZM160 198V199H161ZM34 199V198H33ZM32 199V200H33ZM97 199V198H96ZM95 199V200H96ZM99 199V198H98ZM97 199V200H98ZM182 199V198H181ZM184 199V198H183ZM26 200V199H25ZM30 200V199H29ZM78 200V199H77ZM93 200V199H92ZM115 200V201H114ZM157 200H158V198H157ZM185 200V201H186ZM81 201V200H80ZM80 201L78 202V203H80ZM122 201V200H121ZM29 202V201H28ZM95 202V201H94ZM114 202V203H113ZM147 202V201H146ZM191 202V201H190ZM189 202V203H190ZM193 202V201H192ZM75 203V202H74ZM95 203H97V202H95ZM99 203V202H98ZM101 203V204H102ZM124 203V202H123ZM126 203V202H125ZM149 203V202H148ZM147 203V204H148ZM152 203V202H151ZM180 203H181V201H180ZM194 203V202H193ZM100 204V203H99ZM128 204V203H127ZM191 204V203H190ZM98 205V204H97ZM144 205H145V203H144ZM149 205V204H148ZM189 205V204H188ZM68 206H69V204H68ZM100 206V207H101ZM193 206V205H192ZM66 207V206H65ZM72 207V206H71ZM86 207V206H85ZM178 207V208H177ZM198 207V206H197ZM195 208H196V206H195ZM12 209V208H11ZM28 209V208H27ZM66 209V208H65ZM89 209V208H88ZM131 209V210H132ZM14 210V209H13ZM23 210V209H22ZM68 210V209H67ZM70 210V209H69ZM74 210V209H73ZM87 210V209H86ZM85 210V211H86ZM99 210L102 212L103 211V213H100L99 212ZM122 210V209H121ZM121 210H119V211H121ZM123 210H124V208H123ZM122 210V211H123ZM129 210V209H128ZM192 211H193V209H191ZM190 210V211H191ZM15 211V210H14ZM18 211H19V209H18ZM27 211V210H26ZM71 211V210H70ZM75 211V210H74ZM73 211V212H74ZM116 211V212H117ZM133 211V210H132ZM184 211V210H183ZM186 211V210H185ZM189 211V212H190ZM1 212V211H0ZM31 212V211H30ZM72 212V213H73ZM137 212V211H136ZM139 212V213H140ZM187 212V211H186ZM28 213V212H27ZM78 213H79V211H78ZM83 213V212H82ZM87 213V212H86ZM121 213V212H120ZM120 213H116V215L117 214H120ZM142 213V212H141ZM146 213V212H145ZM30 214V213H29ZM75 214H77V213H75ZM75 214H74V216H75ZM19 215V214H18ZM32 215V214H31ZM70 215V214H69ZM68 215V216H69ZM72 215V214H71ZM78 215H80V214H78ZM83 215V214H82ZM116 215H114V216H116ZM121 215V214H120ZM153 215H151V216H153ZM245 215H246V213H245ZM22 216V215H21ZM20 216V217H21ZM24 216V215H23ZM33 216V215H32ZM77 216V215H76ZM84 216V215H83ZM113 216V217H114ZM123 216V215H122ZM150 216V215H149ZM150 216V217H151ZM192 216V215H191ZM191 216L189 215V217L191 218ZM14 217V216H13ZM12 217V218H13ZM85 217V216H84ZM112 217V218H113ZM117 217V216H116ZM124 217V216H123ZM155 217V218H156ZM1 218V217H0ZM28 218V217H27ZM33 218V217H32ZM69 218V217H68ZM74 218H76V217H74ZM73 218V216L69 219L70 220V224H71V222H74V219ZM78 218V217H77ZM88 218V217H87ZM96 218V217H95ZM153 218V217H152ZM159 218H158V221H159ZM189 218V219H190ZM80 219V218H79ZM86 219V218H85ZM118 219H119V217H118ZM117 219V220H118ZM121 219V218H120ZM9 220V219H8ZM11 220H14V219H11ZM33 220V219H32ZM68 220V219H67ZM68 220V221H69ZM91 220H93V219H91ZM123 220V219H122ZM125 220V219H124ZM157 220V219H156ZM18 221V220H17ZM22 221V220H21ZM31 221V220H30ZM80 221H83V220H80ZM110 221V220H109ZM157 221V222H158ZM190 221V220H189ZM6 222V221H5ZM5 222L3 223V224H5ZM8 222V221H7ZM9 222H11V221H9ZM13 222H15V221H13ZM19 222V221H18ZM32 222V221H31ZM34 222V221H33ZM32 222V223H33ZM114 222V221H113ZM160 222V221H159ZM21 223V222H20ZM19 223V224H20ZM93 223V222H92ZM123 223V222H122ZM156 223V222H155ZM162 223V224H163ZM11 224V223H10ZM17 224V223H16ZM18 224V225H19ZM22 224V223H21ZM77 224V223H76ZM86 224H87V222H86ZM94 224V223H93ZM101 224V223H100ZM107 224H110V223H107ZM127 224V223H126ZM125 224V225H126ZM157 224V223H156ZM161 224V223H160ZM166 224H167V222H166ZM14 225V224H13ZM29 225H30V223H29ZM79 225V224H78ZM98 225V224H97ZM123 225V224H122ZM158 225V224H157ZM189 225V224H188ZM242 225H244V224H242ZM10 226V225H9ZM71 226V225H70ZM74 226V225H73ZM82 226H84V225H82ZM130 226V225H129ZM164 226V225H163ZM168 227H169V225H167ZM185 226V225H184ZM15 227V226H14ZM21 227V226H20ZM27 227V226H26ZM101 227V226H100ZM123 227H124V225H123ZM126 227H128V225H126ZM154 227V226H153ZM173 227V226H172ZM190 227V226H189ZM193 227V226H192ZM257 227H258V225H257ZM19 228V227H18ZM25 228V227H24ZM68 228H69V226H68ZM67 228V229H68ZM72 228V227H71ZM76 228V227H75ZM77 228H78V226H77ZM156 228V227H155ZM194 228V227H193ZM197 228H199V227H197ZM202 228H201V230H202ZM234 228H233V230H234ZM5 229V228H4ZM73 229V228H72ZM185 229V228H184ZM195 229H196V227H195ZM80 230V229H79ZM186 230V229H185ZM190 230V229H189ZM194 230V229H193ZM255 230V231H254ZM28 231V230H27ZM192 231V230H191ZM240 231V230H239ZM242 231V232H243ZM4 232V231H3ZM20 232V231H19ZM197 232V231H196ZM232 232V231H231ZM22 233V232H21ZM201 233V232H200ZM27 234V233H26ZM32 234V233H31ZM92 234V233H91ZM95 234V233H94ZM196 234V233H195ZM198 234H199V232H198ZM29 235V234H28ZM28 235H26V236H28ZM192 235V234H191ZM207 235V234H206ZM261 235V234H260ZM92 236V235H91ZM97 236V235H96ZM199 236V235H198ZM232 236L230 237V238H232ZM18 237V236H17ZM187 237V236H186ZM200 237V236H199ZM204 236H202V234H201V239L203 238ZM218 237V236H217ZM239 237H241V236H239ZM195 238V239H194ZM188 239V238H187ZM198 239H200V238H198ZM215 239V238H214ZM7 240V239H6ZM12 240V239H11ZM16 240V239H15ZM190 240H191V237H190ZM189 240V241H190ZM9 241V240H8ZM240 241V240H239ZM238 241V242H239ZM13 242H14V240H13ZM19 242V241H18ZM36 242V241H35ZM41 242V241H40ZM47 242V241H46ZM16 243H17V241H16ZM15 243V244H16ZM39 243V242H38ZM207 243V242H206ZM206 243H204V244H206ZM0 244H1V242H0ZM11 244V243H10ZM15 244H12V245H9V244H7V243H5V244H3V246L1 247L0 246V248L2 249L1 251H0V254L1 253H4V252H7L8 250H12V249H14L15 250ZM35 244V243H34ZM41 244V243H40ZM43 244V243H42ZM187 244V243H186ZM185 244V245H186ZM33 245V244H32ZM36 245V244H35ZM184 245V246H185ZM19 245H17V247H18ZM29 247H30V245H28ZM39 246V245H38ZM208 246V245H207ZM12 247V248H11ZM185 247V248H186ZM203 247V246H202ZM205 247V246H204ZM26 248V247H25ZM31 248V247H30ZM33 248V247H32ZM35 248V247H34ZM33 248V249H34ZM36 248H37V246H36ZM42 248H43V246H42ZM46 248V247H45ZM47 248H49V247H47ZM249 248V250H247ZM254 248V249H255ZM29 249V248H28ZM37 249H39V248H37ZM37 249H34L35 250V252H36V250ZM44 249V248H43ZM42 249V250H43ZM52 249V248H51ZM202 249V248H201ZM251 249V250H250ZM13 250V251H14ZM24 251V250H23ZM23 251H22V253H23ZM25 251H27V249L25 250ZM253 251V250H252ZM30 252V251H29ZM40 251H38V253H39ZM42 252V251H41ZM60 252V251H59ZM9 253V252H8ZM28 253V252H27ZM34 253V252H33ZM45 253V252H44ZM43 252H42V254H44ZM73 253V252H72ZM181 253H183V252H181ZM184 253H187V252H184ZM6 254V253H5ZM23 254H25L26 255V252L25 253H23ZM23 254H21V255H23ZM80 254H82V252L80 253ZM80 254H77V256H75V258L76 259H78V261H79V258H81V255ZM191 254H193L194 256H191ZM216 254V253H215ZM15 255H17V254H15ZM28 255V254H27ZM36 255V254H35ZM51 255V254H50ZM75 255H76V253H75ZM24 256V255H23ZM34 256V255H33ZM45 256V255H44ZM47 256V255H46ZM21 257V256H20ZM27 257V256H26ZM35 257H37V256H35ZM35 257H32V258H35ZM39 258H40V256H38ZM37 257V258H38ZM83 257V256H82ZM14 258V257H13ZM17 258V260L19 261V259H21V258H19L18 259V256L16 257ZM32 258H30V260H32ZM36 259V258H35ZM83 259V258H82ZM166 259V258H165ZM164 259V260H165ZM14 260H15V258H14ZM37 260V259H36ZM40 260V259H39ZM37 261V262H40V261ZM35 262V260H32V262ZM42 261V260H41ZM27 262V261H26ZM46 262V261H45ZM160 262V261H159ZM158 263V262H157ZM26 264H28V263H26ZM152 264V263H151ZM210 264V263H209Z\"/></svg>",
    "mask_w": 264,
    "mask_h": 264
}]
</instances>
